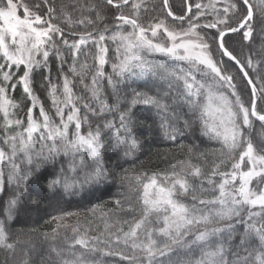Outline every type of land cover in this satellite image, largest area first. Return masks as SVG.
I'll use <instances>...</instances> for the list:
<instances>
[{
  "label": "snow or ice",
  "instance_id": "obj_1",
  "mask_svg": "<svg viewBox=\"0 0 264 264\" xmlns=\"http://www.w3.org/2000/svg\"><path fill=\"white\" fill-rule=\"evenodd\" d=\"M161 3L172 23L156 18L146 24L139 15L142 0H84L78 10L89 13L75 20L56 0H0V193L6 181L26 184L43 164L59 165L60 175L49 188L64 193L107 181L105 141L111 145L114 136V151L126 160L135 157L141 142L133 134L130 108L120 112L118 123L101 119L103 111L113 109L101 97L100 80L107 79L116 87L124 79L154 77L168 82L169 92L186 106L188 118L169 110L165 102L169 93L136 92L132 104L155 106L162 114L160 131L172 142L196 127L201 137L219 146L220 156L207 170L202 164L179 160L171 173H134L136 179L126 199L131 217L124 221L127 231L121 228L114 239L107 240L80 235L67 250L53 248L51 255L59 264H90L85 253H100L98 245L123 244L139 255L103 254L118 255L129 264H264V145L254 146L245 132L252 126L251 118L264 122V47L258 50L262 58L253 60L248 54L242 63L225 40L242 29L243 39H252L253 4L250 0H181L177 14L169 0ZM129 5L130 12L122 11ZM113 9L116 27L109 28L108 12ZM258 12L264 18V0H259ZM76 25L84 30L77 31ZM106 41L114 46L115 80L104 72L109 65ZM89 44L94 53L88 51ZM61 49L70 54L71 64ZM82 54L92 56V65L79 62ZM52 55L59 60L56 82L51 74L45 81L59 123L42 104L37 110L32 83L34 69L46 68ZM228 62L237 66L243 85ZM250 71L254 74L249 75ZM86 72H91L90 95L101 104L100 109L74 93L75 81L70 77H80L83 83ZM17 87L30 101L23 118L20 104L13 99ZM246 91L247 106L242 98ZM180 147L193 155L192 147ZM18 199L9 201L8 220ZM116 203L125 207L121 201ZM76 246L83 249L79 256ZM17 247L6 221L0 219V249L15 255ZM182 252L198 255L182 260ZM25 257L21 264H31L28 252ZM49 264H53L51 259Z\"/></svg>",
  "mask_w": 264,
  "mask_h": 264
},
{
  "label": "trees",
  "instance_id": "obj_2",
  "mask_svg": "<svg viewBox=\"0 0 264 264\" xmlns=\"http://www.w3.org/2000/svg\"><path fill=\"white\" fill-rule=\"evenodd\" d=\"M102 2L103 0H101ZM56 3L62 7L66 6L67 10L72 13L73 20L82 18L89 13L88 9L78 10L79 4L84 3V0H56ZM250 3L254 7L252 39L245 41L241 34L243 30L225 37L230 50L238 56L242 63L248 54L252 55L253 60L262 58L258 50L264 47V18L258 12L259 0H250ZM73 4L76 5L75 9L72 8ZM169 4L172 6L173 11L179 14L182 7L181 0H169ZM122 11L125 13L130 12V5L125 6ZM114 12V9L108 12L109 28L116 27L113 23ZM139 15L145 23L154 21L156 18H166L170 23L173 22L171 17H166L161 0H143ZM75 27L77 31L84 30L83 26L76 25ZM106 42L109 46V65L105 66L104 72L115 80L111 68L114 46L110 41ZM87 47L90 53L95 52L91 44ZM61 50L67 57L68 63L71 64L72 58L70 54L64 49ZM156 59L159 58L157 57ZM85 61L92 65V56L82 54L79 62L83 63ZM228 64L232 74L237 75L239 84L243 85L244 81L237 74V66L232 62H228ZM58 66V58L52 55L46 68L43 66L37 67L32 73L33 90L38 97L36 101L37 110L42 104L45 111L57 123H59V119L55 116V108L51 103L52 97L45 77L51 74L53 82H56ZM65 70L67 71V67ZM253 74V72H249V75ZM90 76L91 72H86L83 77V83H81L80 77H70L75 81L74 93L78 97H84L92 107L100 109L102 107L101 104L93 100L90 95ZM85 85L89 87L86 88ZM99 88L104 103L113 109L112 111H103L101 119L115 120L118 123L120 112L128 111L130 108L131 127L133 134L141 142L140 149L134 158L126 160L120 155L118 150L114 151L117 147L115 137H110L112 140L111 145L105 141L103 150V163L110 172L108 180L99 185L85 184L83 188L74 190L72 194L64 193L58 188H49L50 182L60 175L58 164L41 165L39 171L35 172L26 184L20 186L10 185L6 181L4 191L0 193V219L6 221L11 240L16 242L18 247L15 255L0 249V264H21L27 258L25 257V252L29 253L31 264H49L50 259L53 264H59V259L51 255V250L53 248L67 250V245L80 235L86 234L90 238L99 237L101 240L114 239L121 228L124 231L128 230L124 221L131 220V217L126 211V199L130 198V190L136 179L134 173H146L149 175L171 173L173 164L179 160H190L192 163L202 164L204 169L207 170L212 161L220 156L219 146L201 137L196 127L183 131L182 135L177 137V141L172 142L160 131L162 114L155 106L143 103L132 104V99L136 92L146 93L147 95L159 94L161 96L169 93V96L165 98V102L169 104V110L174 111L177 116L187 119L188 117L185 116L186 106L182 104L175 94L169 92L167 81L154 77L129 78L122 80L116 87H113V84L107 79H101ZM242 98L247 106V91ZM13 99L20 104L19 115L23 118L30 103L29 98L22 92L20 87H17ZM61 99L63 98L61 97ZM261 108L262 105L258 101L257 110L260 111ZM85 114L84 108L81 107V115ZM36 116L39 118L38 111ZM88 116L89 120L94 119L92 114L88 113ZM251 119L253 121L252 126L246 129L245 132L252 140L254 146L259 148L264 145V122H260L255 118ZM179 127L183 129V124L181 123ZM84 130H87V124L84 125ZM181 144L186 147H192L193 155H186L180 147ZM60 159L63 160L64 158L61 157ZM17 196L19 197L18 203L12 209V219L8 220L9 201ZM117 201H121L125 207L118 206ZM28 214L32 218L26 220V215ZM53 217L56 219H53ZM98 246L101 248L100 253L93 254V256H88L85 253V258L89 260L90 264L93 259L95 264H129L128 261L122 260L118 255L105 256L103 253L106 251L124 252L130 256L139 255V253H133L129 247L123 244L120 247L111 244L107 247L104 245ZM74 251L79 256L83 249L76 246ZM197 255L196 253L185 255L182 252L179 258L182 260H194Z\"/></svg>",
  "mask_w": 264,
  "mask_h": 264
},
{
  "label": "rangeland",
  "instance_id": "obj_3",
  "mask_svg": "<svg viewBox=\"0 0 264 264\" xmlns=\"http://www.w3.org/2000/svg\"><path fill=\"white\" fill-rule=\"evenodd\" d=\"M142 3H143V0H142ZM168 21V20H167ZM151 22H153V21H151ZM169 22V21H168ZM150 23V22H149ZM170 23V22H169ZM147 24V23H146ZM242 31V30H241ZM32 217H30V215L28 214V215H26V220H28V219H31Z\"/></svg>",
  "mask_w": 264,
  "mask_h": 264
},
{
  "label": "water",
  "instance_id": "obj_4",
  "mask_svg": "<svg viewBox=\"0 0 264 264\" xmlns=\"http://www.w3.org/2000/svg\"><path fill=\"white\" fill-rule=\"evenodd\" d=\"M130 2H131V0H130ZM243 30V29H242Z\"/></svg>",
  "mask_w": 264,
  "mask_h": 264
}]
</instances>
